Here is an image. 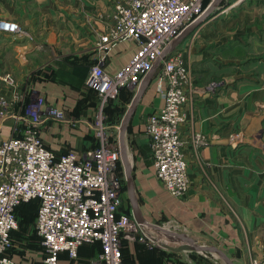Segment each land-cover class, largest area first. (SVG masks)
Returning a JSON list of instances; mask_svg holds the SVG:
<instances>
[{
  "label": "crops",
  "instance_id": "obj_1",
  "mask_svg": "<svg viewBox=\"0 0 264 264\" xmlns=\"http://www.w3.org/2000/svg\"><path fill=\"white\" fill-rule=\"evenodd\" d=\"M106 2L0 0V17L18 20L29 34L0 33V96L17 97L16 111L39 105L40 99L43 110L60 107L66 111V121L49 118L41 131L47 147L56 154L87 149L83 147L87 131L76 116L87 100L91 66L101 61L106 71L114 73L138 48L132 41L121 42L108 52L97 46L96 9L102 11ZM216 23L238 35L206 34ZM176 51L183 52L195 84L191 112L182 129L189 191L178 199L163 190L151 158L145 122L163 105L156 70L124 134L126 146L129 132L133 134L137 150L134 162L130 157L135 199L150 224L159 220L181 224L217 244L234 264H264V0H222L167 55ZM7 77L14 79L12 84ZM17 122L11 116L0 118V141L21 134L15 130ZM196 135L204 142L198 143ZM127 150L130 156L128 146ZM130 203L135 218L131 198ZM167 240L171 239L163 238ZM123 244L125 264H184L146 249L136 238L125 239ZM99 248V244L84 245L80 257L93 256ZM206 261L188 264H212ZM61 264L73 263L62 254Z\"/></svg>",
  "mask_w": 264,
  "mask_h": 264
},
{
  "label": "built area",
  "instance_id": "obj_2",
  "mask_svg": "<svg viewBox=\"0 0 264 264\" xmlns=\"http://www.w3.org/2000/svg\"><path fill=\"white\" fill-rule=\"evenodd\" d=\"M209 4L205 6V0H107L95 19L97 46L108 52L121 42L132 41L138 48L114 73L106 71L101 61L93 64L86 86L106 99H116L125 89L137 90L166 48ZM0 33L29 35L18 20L4 17H0ZM155 80L163 105L145 122L151 158L163 190L183 199L190 176L182 129L191 112L195 84L182 51L162 59ZM16 100L0 96V118H15V130L21 131L0 141V264H24L8 253L13 247L12 233L19 228L17 208L30 201L38 202L35 231L44 251L36 264H61L62 254L73 264H125L123 242L135 239L138 227L130 214L120 210L124 192L121 149L105 139L101 146L83 152L56 154L47 147L41 131L49 118L66 121V111L60 107L43 110L42 99L39 105L16 111ZM196 140L204 142L200 135ZM95 244L99 251L82 262L81 247Z\"/></svg>",
  "mask_w": 264,
  "mask_h": 264
},
{
  "label": "rangeland",
  "instance_id": "obj_3",
  "mask_svg": "<svg viewBox=\"0 0 264 264\" xmlns=\"http://www.w3.org/2000/svg\"><path fill=\"white\" fill-rule=\"evenodd\" d=\"M101 8L96 9V15L100 13ZM225 32L228 36L238 35V32L234 33L232 29L224 28L222 24L214 26L206 34L216 35L223 34ZM87 100H83L81 104V112L77 114L76 118L79 120V125L84 126L87 131V142L83 144L84 148L91 149L102 145L105 139L108 140L109 145H115L116 148L121 149L120 133L123 117L135 96L136 91L123 90L120 92L116 99H106L99 96L94 90H87ZM86 99V98H85ZM86 110L88 111L87 113ZM59 121V120H58ZM44 126V125H43ZM131 129V128H130ZM106 144V143H105ZM127 146L130 150V157L133 162L137 158V150L134 144L133 134L129 132ZM85 149V150H87ZM132 154V155H131ZM120 175L124 185L123 203L120 208L121 212L130 214L133 218V211L130 203V198L127 188V175L123 162L120 163ZM19 228L12 233L13 247L10 250L9 257L13 260H19L24 263H38L43 257V246L40 239L35 232V217L36 206L34 204L23 207L21 211H17ZM135 219V218H134ZM136 220V219H135ZM138 232L136 240L138 244L146 249H156L162 253H166V258L174 259L188 264V262L195 263V261H206L212 264H223L224 261L215 253L198 252V251H180L173 252L168 249L160 247L157 243L151 240L140 224L137 222ZM156 233H160L161 229L167 232L171 240H167L169 244L179 243L178 238L188 237L193 240L195 244L206 246H217L213 241L206 240L205 238L192 234L185 226L167 221L159 220L156 223H151ZM97 251V249H96ZM82 262L87 261L86 258L81 257Z\"/></svg>",
  "mask_w": 264,
  "mask_h": 264
},
{
  "label": "water",
  "instance_id": "obj_4",
  "mask_svg": "<svg viewBox=\"0 0 264 264\" xmlns=\"http://www.w3.org/2000/svg\"><path fill=\"white\" fill-rule=\"evenodd\" d=\"M220 2H222V0H212V2L209 4V6L207 7L205 13L199 18L197 19L195 22H193L192 24H190L188 27H186L183 32L172 41V43L166 48L164 54L156 61L154 67L145 75L140 88L133 100V103L130 107V109L128 110L122 124H121V135H120V142H121V153H122V162H123V166L125 167V171H126V175H127V188L129 191V195L132 201V205L134 208V214H135V218L137 220V222L140 224V226L142 227V229L145 231V233L147 234V236L153 240L155 243H157L158 245L173 251V252H180V251H198V252H209V253H215L218 254L220 258H222V260L224 261L223 264H234V262L231 260V258L221 249H219L216 246H206V245H199V244H184V245H170L168 243H166L165 241H163V239L157 234L155 233L152 228H151V224L143 217L140 208L138 206V203L135 199V195H134V178L132 175V164L130 161V156L128 154V150H127V146H126V142H125V131L128 125V121L131 118V115L133 114L136 104L138 103V101L140 100V97L142 95V93L144 92V90L146 89V87L148 86V84L150 83V81L152 80V77L154 75V73L156 72L160 62L162 61V59L171 51L173 50L177 45H179V43L181 41H183L192 31H194L202 21H204L208 16H210V14L216 9V7L220 4Z\"/></svg>",
  "mask_w": 264,
  "mask_h": 264
},
{
  "label": "bare ground",
  "instance_id": "obj_5",
  "mask_svg": "<svg viewBox=\"0 0 264 264\" xmlns=\"http://www.w3.org/2000/svg\"><path fill=\"white\" fill-rule=\"evenodd\" d=\"M161 234V236H160ZM158 235L163 239V238H167V239H172L171 237H169L170 235L168 233H158ZM169 235V236H168ZM178 242H181V243H187V244H192L194 243L193 240L191 239H188V237H184V238H181L179 237L178 238Z\"/></svg>",
  "mask_w": 264,
  "mask_h": 264
},
{
  "label": "trees",
  "instance_id": "obj_6",
  "mask_svg": "<svg viewBox=\"0 0 264 264\" xmlns=\"http://www.w3.org/2000/svg\"><path fill=\"white\" fill-rule=\"evenodd\" d=\"M210 0H205V6H207L209 4ZM34 204L36 206V216H37V210H38V202L37 201H30V202H27V203H23L22 205H20L18 208H17V211H21L23 209V207L27 206V205H32ZM36 219V217H35ZM36 232V231H35ZM14 234V232H13ZM37 235V234H36ZM38 237V236H37ZM39 238V237H38ZM100 247V246H99Z\"/></svg>",
  "mask_w": 264,
  "mask_h": 264
}]
</instances>
